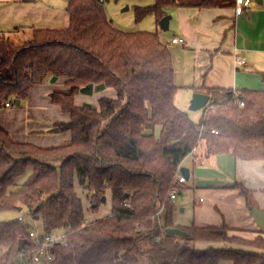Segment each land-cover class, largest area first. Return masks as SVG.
Here are the masks:
<instances>
[{"label": "trees", "instance_id": "16d2710c", "mask_svg": "<svg viewBox=\"0 0 264 264\" xmlns=\"http://www.w3.org/2000/svg\"><path fill=\"white\" fill-rule=\"evenodd\" d=\"M179 7L235 8L236 1L154 0L136 6V20L154 15L159 22ZM67 13V26L35 28L22 44L0 35V101L24 99L48 76L65 77L70 88L51 96L70 113L59 125L71 132L69 143L41 147L0 127V211L26 208L44 233L68 232L67 244H56L54 257L39 264H264L262 235H229L226 223L175 225L171 198L174 187L181 189V164L200 139L212 155L264 159V89L204 86L210 99L196 121L175 103L176 68L158 31L119 28L101 0H68ZM89 83H103L116 96L101 97L96 107L78 105L75 96ZM76 179L96 203L92 208L111 191L110 216L85 218ZM236 186L253 207L251 191ZM28 227L20 217L0 220L1 264L18 261L19 239L32 246ZM170 227L188 234L166 232ZM197 239L231 246L196 249L190 243Z\"/></svg>", "mask_w": 264, "mask_h": 264}, {"label": "crops", "instance_id": "0c3cea01", "mask_svg": "<svg viewBox=\"0 0 264 264\" xmlns=\"http://www.w3.org/2000/svg\"><path fill=\"white\" fill-rule=\"evenodd\" d=\"M1 1L4 4H1L0 12L10 15L11 19L18 17L24 21L33 16L38 18L42 15H37L44 11L43 7L37 5L38 0ZM235 8L179 7L175 11L169 10L171 15L175 12L178 14L174 31L179 35L175 34L172 38L174 45H170L166 35L171 29L174 16L166 31L156 21V30L161 40L169 45L172 52L176 68L175 83L178 86L175 103L178 108L186 111L193 93L204 92V86L264 89V80L260 74L264 71V0H250V5L241 14H237ZM65 10L62 18L64 22L58 28L68 25L67 7ZM18 22L16 19L15 23ZM37 23L38 20L19 22L3 28L0 22V35L17 42V37H31L35 28L51 27V24ZM117 26L127 31L139 30ZM180 37L184 38V42L175 41ZM52 77L48 76L43 83L34 85L19 105L15 101L10 107L0 105V127L7 130L14 140L41 147L70 142V131H67L65 140H61L58 135L61 129L58 132L51 131L59 127L57 123L70 120V113L62 111L51 100L54 91H69L66 78L57 76V80L52 82ZM108 88L112 90L110 93L100 94L95 100L87 101L95 103L104 96L115 97L114 89ZM77 96L76 103L84 104L86 99L77 102ZM181 167L188 168L190 176L187 177L181 171L186 181L180 183L179 194L182 196L174 199L175 225L215 227L226 223L231 228L229 235L249 240L259 235L264 237L263 228L256 223L251 207L246 204L236 186V183H241L249 189L253 206L264 209V159L248 160L227 153L212 155L208 152L205 140L200 139L194 151L183 160ZM190 245L196 249L231 246L223 241L205 239L194 240ZM220 264L232 262L223 260Z\"/></svg>", "mask_w": 264, "mask_h": 264}, {"label": "rangeland", "instance_id": "374dc122", "mask_svg": "<svg viewBox=\"0 0 264 264\" xmlns=\"http://www.w3.org/2000/svg\"><path fill=\"white\" fill-rule=\"evenodd\" d=\"M153 1L154 0H105V8H106L108 16L117 25H120L123 27H128V28L132 27L133 29H139V30L157 31L156 30L157 19L154 15H147L139 21L136 20V11H135L136 6L144 7V6H147V5H150L151 3H153ZM1 4H4V3L0 0V9H1ZM67 4H68V0H38L37 5L38 6L40 5L41 7H43L44 11L38 10L41 12L37 15V17L40 15H42V16H40L38 18L33 16L28 20L21 21L18 17H16L15 19L14 18L11 19L10 15H4V13L1 11L0 12V22H1L3 28H8L7 27L8 25L10 26V25L19 24V22H35L36 20H38L37 24H39V23L51 24L50 25L51 27H47V28H56L57 26H62V24L64 22L62 20V18L64 17L63 14H65V11H66L65 8L67 7ZM172 10L175 11L176 8L171 9L170 11H172ZM172 16H174V18L172 21L171 29L166 32L167 39H168V42L170 43V45H174L173 42L171 41L172 38L174 37V35L175 34L179 35V33L177 31H174V25H175L176 21L178 20L177 12H175L174 15L172 14ZM66 17H67V14H66ZM16 19H17V21H19L18 23H15ZM53 25L56 27H54ZM17 38H18L17 43L22 44L25 41L29 40L31 37H29L27 39H26V37L23 38L22 36L17 37ZM111 91H112L111 89L105 88L102 90L95 89L94 93L92 95L80 93L77 96L78 97L77 102H81L80 99L81 100L86 99L85 103H90L93 101H87V100H95L98 95H100V94L105 95L107 93H110ZM52 95H53V93L51 94V96ZM51 100H52V98H51ZM97 102H95V104ZM189 106L185 110L186 111L188 110V112H190V114L193 116L192 118L194 120H196V121L200 120L202 111L201 110H195V111L190 110ZM15 107H17V106L15 105ZM60 123H62V122L57 123V126H59ZM67 133H68L67 131H60L58 133V135H59L61 140H65V138L67 137ZM156 135L157 136L160 135V129L159 128H157V130H156ZM75 186H76V191H77L78 195L83 200L84 214H85V218L88 221L91 222V221H95L98 219H102V218H105V217L110 216L112 214V212H113V200H112V195H111L110 190H108V192L106 194V200L100 201L99 205L96 208H92V206H94L96 203L92 204V202L89 198V195H88L89 194L88 191L78 182L77 179L75 182ZM181 196H182V194H178V199ZM204 196H206V195H204ZM164 215H165L164 212H162L160 214V218H159L160 222L163 221ZM17 217H21L23 219V221L29 225L28 228L35 230L38 234H42L44 232V226H43L42 221L32 219L27 214L26 208L22 209V210L0 211V220L1 221H10V220L15 219ZM2 256H3V254L0 253V259L2 258ZM15 264H26V263L23 260V257L20 255L18 261Z\"/></svg>", "mask_w": 264, "mask_h": 264}, {"label": "built area", "instance_id": "2783aa9c", "mask_svg": "<svg viewBox=\"0 0 264 264\" xmlns=\"http://www.w3.org/2000/svg\"><path fill=\"white\" fill-rule=\"evenodd\" d=\"M104 1V0H101ZM236 1V13L241 14L244 9L250 5V0H235ZM175 41L182 43L184 38H177ZM243 61H240L242 63ZM5 107H10L14 104V100H4L0 101V105ZM214 131V130H213ZM178 181L183 183L186 181V176L180 174L178 176ZM179 187H174L171 192V198L174 200L179 194ZM21 218V217H20ZM30 236L34 241L32 246L28 249L24 247L21 250V256L26 264H39L51 260L54 257V247L56 244H67L68 242V232L60 231L55 233H42L38 234L35 230H30ZM156 241H160V236L156 237Z\"/></svg>", "mask_w": 264, "mask_h": 264}, {"label": "water", "instance_id": "95a60500", "mask_svg": "<svg viewBox=\"0 0 264 264\" xmlns=\"http://www.w3.org/2000/svg\"><path fill=\"white\" fill-rule=\"evenodd\" d=\"M260 1V0H259ZM172 19V15L171 14H166L164 15L160 20H159V24L162 30L166 31L169 29V25H170V20ZM57 76H53L52 77V82H55L57 80ZM106 86L105 84H98V85H94L93 83H89L85 86H83L80 89V92L83 94H87V95H92L94 93V90H102L104 89ZM210 99V95L204 92H199L196 91L193 93L191 101H190V106L189 109L190 110H201L203 107H205L207 105V103L209 102ZM15 104L19 105L20 104V99H15ZM91 106L96 107L97 105L93 102L89 103ZM60 130L59 127H54L51 129V131L53 132H58ZM181 171L182 173H185L187 177L190 176V171L188 168L186 167H181ZM102 200H106V195L102 197ZM18 210H22V207H19ZM251 214L254 217L256 223L261 227L264 228V209L257 207V206H253L251 207ZM166 232L168 233H172V234H177V235H181V236H186L188 233L179 228V227H170L166 229ZM29 242L28 238H21L19 239V243H18V250L21 251L22 249H24L25 245Z\"/></svg>", "mask_w": 264, "mask_h": 264}]
</instances>
